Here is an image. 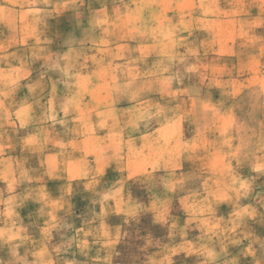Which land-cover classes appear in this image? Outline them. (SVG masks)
Segmentation results:
<instances>
[{"label":"crops","instance_id":"0c3cea01","mask_svg":"<svg viewBox=\"0 0 264 264\" xmlns=\"http://www.w3.org/2000/svg\"><path fill=\"white\" fill-rule=\"evenodd\" d=\"M156 15L199 20L213 63L264 66V0H0V264H264V139L214 98L248 87L155 122L171 76L118 69L157 44ZM97 17L103 58L82 35Z\"/></svg>","mask_w":264,"mask_h":264},{"label":"rangeland","instance_id":"374dc122","mask_svg":"<svg viewBox=\"0 0 264 264\" xmlns=\"http://www.w3.org/2000/svg\"><path fill=\"white\" fill-rule=\"evenodd\" d=\"M68 13L58 16L57 20L60 29H62L63 26L66 27V24L69 23L71 16ZM97 18L98 21L94 25L95 31L90 32L88 30L82 35H86V39L91 40L93 47L96 44L100 45V48L102 47L101 49H96V47L91 48L90 54H96L98 56L100 55L103 58V39H105V36L103 35V18ZM153 19L156 20L157 26L155 27L156 30L154 32H151V34L152 37H155L157 44L149 50L150 52H148V50H141L138 52L140 59L141 57L143 59L142 62H140V60L136 62H124L121 66L118 67V69L125 73V75H130L133 72L143 70L156 75L166 73L167 75L171 76L168 81H156L157 86L163 85L167 88H171V90L169 94L156 95V117L155 115L153 117L155 122L161 121L164 118L168 119V112L170 111V107L173 108V111L171 112L173 119H179L180 109L178 107L182 101L186 103L189 102V104L195 107V105L198 104H206V100H208V103H210V107H212L211 102H213V97L210 93L214 92V89L216 91H218V89L220 91H227L223 89L232 87L231 89H234L235 91H241L244 87H248L246 92L240 95H224L222 97L215 96L214 98L215 100H219V103L227 102L229 99L231 100V104L235 106L236 111L235 115L232 117V120H235V123L239 127V134H242L243 137L250 138L251 141L254 142L259 138L264 139V79L261 80V73L264 74V66L257 63L251 65L236 62V64L230 65L213 63L211 60L213 58L212 54H215V51H213L214 49L206 46L207 42L204 40L206 35H203V33L200 31H196V29L194 30V24L201 23L199 22V20L196 21V18L194 17L191 18L192 20H188V22L183 23L178 20V17H175L173 21L170 22L165 21V19H163V17H161L160 15H156V17H154ZM92 22L94 23L95 21L92 20ZM183 24H186V26H184ZM181 27L193 28L188 31L181 32L179 31ZM76 36H80L79 32ZM71 38L72 36L63 35V37H61V39L63 40L62 44L67 43L69 40H71ZM62 44L60 43V45ZM126 48L128 53L132 52V50L128 49V47ZM239 56H243V53H240ZM148 58L150 59V63L146 64L148 63ZM142 67H144V69H142ZM226 70H230L232 72L233 78L236 77L237 80H221L220 76H224V72ZM245 78H248V80H246ZM132 82V80L124 81L123 87L125 88V91H130L131 88L127 89V87H129ZM139 82L142 86L143 81L139 80ZM174 87L180 88V90L174 91ZM203 91L205 94H202ZM130 97L131 96H129V94L123 95L124 100L126 98L130 99ZM184 102H182V104ZM208 107L209 106H207L206 109ZM185 113L188 122L199 120L198 113ZM216 117L217 114L216 116H213V113L210 112L208 113L206 118L210 120ZM242 121L243 123L241 124L240 122ZM188 125V128L186 127L184 131L185 135L187 136L194 132L192 131L193 128L190 123ZM172 126V135H174L176 133V129H174V125ZM12 148L13 150H18L16 148V144H13ZM34 161L35 160L29 162H33V164H36V162ZM190 176H192L191 179L195 183L198 179L197 176L191 174ZM252 179V183H260V180H262L255 179V177H252ZM0 182H2L1 179ZM261 186H264V181L262 182ZM89 198L90 197L81 194L77 195L75 197V200L79 205L81 201L85 202ZM58 228H60V230H66L68 228L67 220L63 221V224H61L60 227L58 226ZM257 232H259L264 237V217L263 221L257 226ZM260 234L259 237H261ZM256 242L257 246H259L260 250L263 252L264 239L260 238V240H256ZM177 258L180 257L177 256ZM141 259L142 257H136L135 261L137 260V264L144 263ZM184 260L186 261L187 258H185ZM176 263L181 264L183 263V260H177Z\"/></svg>","mask_w":264,"mask_h":264}]
</instances>
